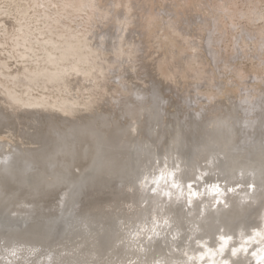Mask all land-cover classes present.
<instances>
[{"label": "rangeland", "instance_id": "rangeland-1", "mask_svg": "<svg viewBox=\"0 0 264 264\" xmlns=\"http://www.w3.org/2000/svg\"><path fill=\"white\" fill-rule=\"evenodd\" d=\"M59 70L64 74L53 77ZM141 104L143 109L138 117L133 115L135 120L127 108ZM85 115L105 116L122 129V135L108 138L106 145L118 163L129 160L132 151L120 146V140L131 141L127 144L134 153L139 139L159 153L174 149L175 133L181 145L192 147L201 142L200 152L210 153L225 144L217 139L219 127L226 132L235 126L233 141L238 146L248 147L256 141L264 145V0H0V139L34 151L42 136L49 137L50 142L41 145L61 155L55 130ZM131 123H135L134 131L129 129ZM150 129L154 131L149 133ZM144 150H140L143 157L138 154L134 162L144 163L152 154ZM7 158L6 150H0V200L8 190L27 191L42 180L38 168L44 170L30 156L19 161L20 165L17 162L19 177L26 172L23 187L15 178V165ZM217 160L214 156L209 164L196 166L175 183L169 196L178 198L176 218L182 220L194 207H207L211 201H218L215 208L224 206L229 197L236 198L239 210L245 209L234 216L249 225L260 223L264 189L251 194L255 185H241L228 171L213 169ZM55 165L56 171L63 166L65 171L60 170L69 173L67 165ZM106 165L103 158L100 171ZM29 167H36L32 170L35 177ZM97 177L89 181L96 182ZM82 184L73 188L77 199L88 191ZM141 185L147 187L145 182ZM113 188H100L92 203L85 200L81 205L75 199L63 206L61 215H67L57 222L64 224L61 237L79 229L86 233L65 246L72 248V262L87 255L95 264L103 257L110 262L113 250L130 257L128 264L158 254L164 239L160 235H165L159 215L145 202L138 204L129 188L115 192ZM47 214L32 217L44 219L35 225L43 224ZM28 226L27 220L22 227ZM228 238L232 247L239 245L233 234ZM114 245L119 248L113 249ZM168 258L179 264L174 256Z\"/></svg>", "mask_w": 264, "mask_h": 264}, {"label": "bare ground", "instance_id": "bare-ground-1", "mask_svg": "<svg viewBox=\"0 0 264 264\" xmlns=\"http://www.w3.org/2000/svg\"><path fill=\"white\" fill-rule=\"evenodd\" d=\"M64 72V70H59L55 72L53 77L63 75ZM142 109L143 105L141 104L136 107L127 108V112L134 118L133 115L137 116ZM99 118L101 124L98 123ZM107 119L109 118L105 116L85 115L82 119H70V124H66L65 129L57 131L59 130L57 128L55 133L60 140L57 144H62L61 147L63 148L61 155L41 145L49 143V137L42 136L38 141L40 143L38 149L34 151H30L25 146L0 139V145L2 144L0 150H6L9 156L6 160H11L12 164L15 165H13L14 171L16 170L15 178L20 186L26 183L23 182L26 172H23V177H19L18 168L16 167L17 162L19 164V161L25 160L23 159L24 157L30 156L33 157L32 159L38 160L44 168L43 170L36 165L41 172L40 175L37 174L39 178H42L40 182L35 183V185L31 184V187L26 186L27 191L25 192L17 193L14 189L8 190L5 198L0 200V242L2 243V246L0 245V264H95L89 255L85 256L84 259L75 262L71 261L72 248H65V246L71 244L73 238L75 240L78 236L77 238L80 239L86 233L81 231V229L72 231L70 235H67L69 236L67 242H64L67 236H61L65 231L59 234L64 224H57L58 221L64 219L67 215H61L63 206L77 199L75 193H73V188L82 184L84 180H88L89 183H83L85 185L88 183L86 185L88 188L84 185L88 191L81 192L83 195L80 194L81 197L80 199L78 198L81 205L85 200L86 203H92L95 200L97 192L102 187L106 189L114 187V192L129 188L130 191L137 195L138 204L145 202L150 208H153L157 216L159 215V223L165 228V235H160V237L164 238L161 241L160 250L157 255L149 256L142 262L136 261L135 264H176L172 259L168 258L169 256H174L175 260L179 261V264H241L242 261H244L242 264H264V212L258 213L262 215L263 219L260 223L257 224V221H255V223L249 225L247 220L243 221L242 217L234 216L239 210L236 206V198L230 199L228 197L224 206L219 204L215 208V204L218 201L214 203L211 201L209 202V206L204 208L194 207L186 218L178 220L176 218L179 210L178 198L175 196V198L171 199V196H169L177 181L185 179L196 166L209 164L214 156H217L218 160L214 163L215 167L213 169L222 168L228 171L231 176L234 175V180L239 179V184L241 185L254 184L255 186L251 189V194L257 188L264 189L262 180L264 179V145L256 141L248 147L238 146L235 140L233 141L237 136L234 130L235 126H231L226 132L222 131V128L219 127L217 139L222 138L225 144L219 145L218 149L210 153L206 154L207 151L205 153L200 152L202 149L201 142L192 145V147H185L184 144L181 145L180 138L178 140L175 139V133L171 141V145L174 143V149L170 150L167 148L164 152L160 151L161 153H157V150L155 151L151 143V145L144 144L145 141L140 142V139L136 144L139 148L134 153L132 146L127 144L131 141L120 140V146L131 147L132 151L129 160L118 163L119 160L117 161L115 158H112V154L109 156L110 154L107 151L106 145H109L108 138L115 139L120 134L122 135V129L117 124H111L110 120L108 121ZM129 129L134 131L136 129L135 123H131ZM67 130L70 131V137ZM109 130L112 136L108 133ZM153 131L150 129L149 133ZM90 134L94 138L93 141L90 139ZM223 134L227 136H223ZM8 145L17 148V150L9 149ZM143 149L146 150L147 155L149 153L147 150L152 152V154L149 157L146 156L148 159L144 160V163H139L137 160L138 164L133 160H135L138 154L142 153L140 150ZM195 153H200L201 155H195ZM140 156L143 157V155ZM103 158H105L107 165L105 169L103 168L100 171ZM59 162L64 166L67 165L68 169L66 168V170L69 173L63 172L65 171V169H62L63 166L61 168L58 167V171L53 168L55 164L60 165L58 164ZM29 163L31 162L29 161ZM29 163L25 165L32 166ZM140 164L141 170L136 172L135 169L133 170V172L135 171L134 173L131 172L134 167ZM36 167L35 169L33 167L32 170H36ZM22 169L20 171L26 170ZM29 169L31 170V167ZM32 170L30 173L34 176L35 171L33 172ZM70 172L74 174L72 175ZM219 172H222V170ZM27 173L29 175V171ZM81 175L83 176L82 178L80 177ZM96 175L98 176L96 182L89 181ZM38 177L36 176L37 179ZM142 182L147 183V187L142 186ZM36 186H40L42 189L39 190L37 189L38 187L35 188ZM84 186H82L83 189ZM76 191L78 192L79 190ZM107 193L106 191L104 192V194ZM140 194L143 198H141ZM248 196L249 194L245 198H248ZM90 206V210H92L93 207L91 204ZM225 206H229V208L224 209ZM240 210L243 211L245 209ZM85 211L89 212L88 209ZM40 212H47L48 214L43 224L35 225L44 220L43 218H39L38 220L32 218ZM27 220L30 226L23 228V223ZM6 227H8V230ZM241 227L243 229H240ZM214 229L215 231H212ZM217 229L220 230L217 231ZM7 233H11V235ZM227 234H233L237 238V244L239 245L232 247ZM27 236L31 238H27ZM212 239H216L219 242L213 244L211 242ZM9 241L14 242V244H8ZM85 244L87 245L88 243ZM163 247L166 249H163ZM167 247L171 250L168 251ZM118 248L119 245H114L113 249ZM86 249L88 248H84L83 250ZM110 253L112 255L110 257L112 264H116L117 261H120V264H128L126 262L127 259H131L116 250ZM225 253L226 256H223ZM234 257L237 259L236 262L231 261ZM101 261L97 264H110L107 258L103 257Z\"/></svg>", "mask_w": 264, "mask_h": 264}, {"label": "water", "instance_id": "water-1", "mask_svg": "<svg viewBox=\"0 0 264 264\" xmlns=\"http://www.w3.org/2000/svg\"><path fill=\"white\" fill-rule=\"evenodd\" d=\"M103 242V240H101ZM65 254V253H64ZM206 258V257H205Z\"/></svg>", "mask_w": 264, "mask_h": 264}]
</instances>
